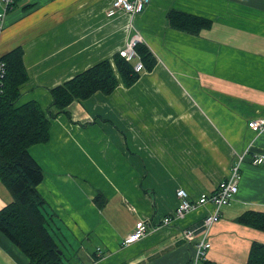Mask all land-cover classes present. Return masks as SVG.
I'll return each mask as SVG.
<instances>
[{"label": "crops", "instance_id": "crops-1", "mask_svg": "<svg viewBox=\"0 0 264 264\" xmlns=\"http://www.w3.org/2000/svg\"><path fill=\"white\" fill-rule=\"evenodd\" d=\"M111 3L18 0L0 34V56L22 49L27 79L16 106L34 100L43 112L56 85L105 59L116 70L113 57L134 35L154 62L132 85L117 74L109 94L49 117L48 140L29 147L43 172L37 191L50 233L62 253L73 251L69 264H190L195 244L180 230L212 206L163 225L177 188L191 199L211 193L248 149L238 192L220 208L200 263L248 264L252 244L264 243V230L239 220L264 212V163H251L264 154V135L247 126L264 117V0H150L135 15L109 13ZM170 11L207 22L196 33L179 30L168 24ZM11 200L0 180V208ZM140 220L146 234L124 244ZM27 263L0 231V264Z\"/></svg>", "mask_w": 264, "mask_h": 264}, {"label": "trees", "instance_id": "trees-1", "mask_svg": "<svg viewBox=\"0 0 264 264\" xmlns=\"http://www.w3.org/2000/svg\"><path fill=\"white\" fill-rule=\"evenodd\" d=\"M17 1L13 0L11 8ZM167 20L171 27L190 33L198 32L207 22L179 11H170ZM134 50L144 67L153 65V59L140 42L134 45ZM0 59L6 68L0 90V180L12 196L0 208V231L28 258L27 264H69L63 253H59V244L49 231L45 202L37 191L43 172L30 155L29 147L48 140L49 117L67 112L73 101L89 98L95 92L109 94L118 85L117 74L125 86L132 85L138 72L133 68V61L116 53L113 57L116 70L105 59L50 89L52 105L43 112L34 100L16 106L19 86L27 79L22 49L15 47ZM239 220L264 230V212H246ZM247 263L264 264V243L252 244Z\"/></svg>", "mask_w": 264, "mask_h": 264}, {"label": "built area", "instance_id": "built-area-1", "mask_svg": "<svg viewBox=\"0 0 264 264\" xmlns=\"http://www.w3.org/2000/svg\"><path fill=\"white\" fill-rule=\"evenodd\" d=\"M150 0H112L109 13L123 11L128 15L140 13ZM13 0H0V34L4 28L6 14L11 9ZM140 42L139 35H134L126 42V44L118 51L119 55L127 61H134L133 68L136 72L144 69V65L134 50V45ZM6 68L4 62L0 59V90L4 84ZM247 126L256 134V136L264 135V117L250 119ZM248 149H245L239 156V162L233 167L231 173L221 179L211 193L202 192L196 198H190L184 188H177L176 197L177 205L173 210L172 215L166 216L162 220L163 225H168L173 219H181L185 214L196 209L197 207L210 204L212 210L207 213L198 223L183 227L180 230L185 243L194 242L195 248L190 258V264H199V261H204L206 252L211 247L209 240V231L211 227L218 222L220 218V208L230 204L238 192L239 174L238 168L244 160ZM253 165H262L264 163V154H255L251 157ZM146 234V225L144 221H138L133 230L125 236L124 244H134ZM97 256L101 254L99 248L96 250ZM83 264V263H79Z\"/></svg>", "mask_w": 264, "mask_h": 264}, {"label": "rangeland", "instance_id": "rangeland-1", "mask_svg": "<svg viewBox=\"0 0 264 264\" xmlns=\"http://www.w3.org/2000/svg\"><path fill=\"white\" fill-rule=\"evenodd\" d=\"M214 168H216V165H214ZM72 255H73V251L70 249L69 252H66L65 250L63 251V256L65 257V259L67 258H72ZM68 256V257H67ZM76 259L73 260V262H75ZM202 261H199V264L201 263Z\"/></svg>", "mask_w": 264, "mask_h": 264}, {"label": "water", "instance_id": "water-1", "mask_svg": "<svg viewBox=\"0 0 264 264\" xmlns=\"http://www.w3.org/2000/svg\"><path fill=\"white\" fill-rule=\"evenodd\" d=\"M59 253H61V251H59Z\"/></svg>", "mask_w": 264, "mask_h": 264}]
</instances>
